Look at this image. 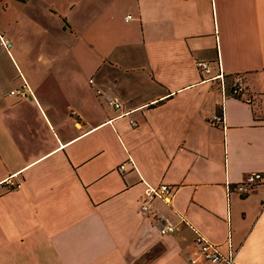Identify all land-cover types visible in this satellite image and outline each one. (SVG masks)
Wrapping results in <instances>:
<instances>
[{
  "label": "crops",
  "instance_id": "crops-1",
  "mask_svg": "<svg viewBox=\"0 0 264 264\" xmlns=\"http://www.w3.org/2000/svg\"><path fill=\"white\" fill-rule=\"evenodd\" d=\"M95 2L0 0V264H223L189 262L190 225L264 264V182L225 190L264 171V0Z\"/></svg>",
  "mask_w": 264,
  "mask_h": 264
},
{
  "label": "built area",
  "instance_id": "built-area-1",
  "mask_svg": "<svg viewBox=\"0 0 264 264\" xmlns=\"http://www.w3.org/2000/svg\"><path fill=\"white\" fill-rule=\"evenodd\" d=\"M130 17V15H127ZM0 41L3 46L9 48L11 42L9 39L4 38L3 35H0ZM196 65L198 68L205 73L210 72V62L207 60H197ZM220 79V88L223 97L228 95L237 96L240 98H246L247 101H250V96L243 97L245 88L240 77L235 76L232 82L227 86L225 82V75L222 69L219 67L217 74L212 76V78ZM91 80V79H90ZM11 94H16L20 97H25L27 95V84L23 83L20 87L13 88L9 91ZM105 101L108 105H111L114 108H119L121 106L120 100L111 95L105 96ZM210 122L213 124H224L223 113H216L212 115L210 118ZM135 123V121H132ZM120 167L124 168V163L120 164ZM264 182V171L260 170H252L246 172L242 179L231 184L229 181L225 182V190L228 193L230 190H234L241 195H245L252 191L255 186ZM2 183L8 184L10 186L15 187L18 185L17 181L12 177L5 178ZM174 192V186L167 182H160L156 185L147 184L141 199L140 206L142 210L145 212L147 216H150L155 224L158 225V230L160 234H166L172 232L174 230V225L167 221L160 213L156 212L151 208V202L156 198L160 197L166 201H169L172 194ZM193 229L194 236L192 239L191 245V253L188 257L190 263H194L199 259H205L213 263H221L223 264H236L233 259V250L231 247V243L227 240L228 250L227 252H223L218 244L212 242L208 239L204 234H202L196 227L190 225Z\"/></svg>",
  "mask_w": 264,
  "mask_h": 264
},
{
  "label": "rangeland",
  "instance_id": "rangeland-1",
  "mask_svg": "<svg viewBox=\"0 0 264 264\" xmlns=\"http://www.w3.org/2000/svg\"><path fill=\"white\" fill-rule=\"evenodd\" d=\"M88 3H89V7H91V5H93L94 6V8L96 9V2H95V0H88Z\"/></svg>",
  "mask_w": 264,
  "mask_h": 264
}]
</instances>
